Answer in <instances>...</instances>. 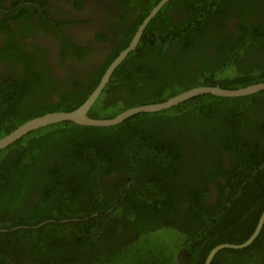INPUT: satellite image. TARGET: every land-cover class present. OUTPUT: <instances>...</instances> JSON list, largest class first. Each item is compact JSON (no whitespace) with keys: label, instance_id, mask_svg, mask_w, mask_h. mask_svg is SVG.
Masks as SVG:
<instances>
[{"label":"trees","instance_id":"obj_1","mask_svg":"<svg viewBox=\"0 0 264 264\" xmlns=\"http://www.w3.org/2000/svg\"><path fill=\"white\" fill-rule=\"evenodd\" d=\"M138 1L128 2L137 8ZM158 1L140 11L139 24ZM172 9L190 16L174 23ZM234 17L238 34L232 36L226 21ZM145 33L143 46L112 74L91 118H113L198 85L237 89L264 82V0H170ZM130 37L80 87L86 94H59L55 103L33 106L26 100L34 94H19L35 90L29 83L37 82L26 64L23 81L0 85L6 93L0 94V138L27 120L81 105ZM228 69L238 73L227 76ZM192 145L200 152L188 159ZM224 153L231 157L230 173L220 169ZM203 164L208 178L227 181L216 185L221 193L234 190L221 199L230 201L231 215L215 227L209 213L203 230L180 234L176 243L161 218L185 192L191 197L189 187ZM263 210L264 91L238 98L201 95L112 127L61 122L0 151V264H177L178 246L186 248L184 264H203L213 247L247 240ZM210 264H264V225L248 247L223 249Z\"/></svg>","mask_w":264,"mask_h":264},{"label":"flooded vegetation","instance_id":"obj_2","mask_svg":"<svg viewBox=\"0 0 264 264\" xmlns=\"http://www.w3.org/2000/svg\"><path fill=\"white\" fill-rule=\"evenodd\" d=\"M128 1L0 0V50H2V53L0 52V85L4 84L7 88H12L11 86L19 84L16 80L22 78L23 81L26 64H29L37 72L36 84L29 83L35 86V90L20 93L15 91L16 94H34L26 100L29 105L55 103L59 99V94H86V90L80 87L87 86L88 82L95 78L99 68L105 64L113 51L125 44L124 38H128L129 34L131 37L127 43L130 42L140 25L138 23L140 11L147 9L151 5L150 2L154 0H139L137 8ZM169 13V18L174 23H181L190 16V12H180L176 9H172ZM234 18L226 21L228 32L232 36L238 34L233 25L238 24L239 21ZM154 26L155 36H158L160 24L157 23ZM8 29L11 30V35ZM213 29L220 31L221 28L213 26ZM145 38L144 30L136 48L143 46ZM17 42H20L22 46H18ZM173 48L176 46L174 45ZM259 59L264 63V55ZM9 79H13L14 83L8 84ZM76 84H78L77 87ZM123 95L127 96V94ZM193 150L200 152L193 145L189 146V152L185 155L188 159L190 156L198 157L192 155ZM219 159L220 169L223 172H232L229 154L224 153ZM207 168L208 166H203L198 178L193 180L189 187L191 197H187L185 192L180 198L181 202L172 203L170 212L163 214L164 220L161 218L163 226L166 221L170 223L174 230V232L170 231V236L176 243L180 234L186 235L199 228L203 230L204 222L207 220L203 217L209 213H214L216 217L215 227L228 223L231 204L228 198L223 201L221 199L228 193H233L234 190L227 189L221 193L216 185H226L227 181L224 178H208L205 175ZM111 175L118 177V174L114 172ZM110 179L111 177L107 178L108 182L111 181ZM220 210L223 213H220ZM185 252L186 248L178 246L175 252L177 264L185 263L183 260Z\"/></svg>","mask_w":264,"mask_h":264},{"label":"water","instance_id":"obj_3","mask_svg":"<svg viewBox=\"0 0 264 264\" xmlns=\"http://www.w3.org/2000/svg\"><path fill=\"white\" fill-rule=\"evenodd\" d=\"M170 0H159L149 11V13L142 20L138 26L135 34L128 43L127 47L121 50L117 56L109 63L108 67L105 69L103 75L101 76L98 84L95 86L91 94L84 100V102L79 105L74 110L70 111H58L46 113L40 117L32 118L16 127L13 131L7 135L0 138V151L7 148L15 141L19 140L26 134L35 131L37 129L61 123V122H71L79 126H89V127H112L116 126L133 116L140 113H156L163 110L170 109L176 105H179L189 99H192L201 95H211L219 98H238L257 94L264 91V82L251 84L248 86L240 87L237 89H228L220 86H197L190 88L180 94L175 95L168 100L161 103L145 104L133 106L125 109L124 111L118 113L113 118L109 119H94L88 115L89 110L94 105L98 99L100 93L105 88L106 84L109 82L112 74L117 69V67L125 60V58L135 50L137 43L147 27L150 21L158 14V12L163 8V6ZM96 215V214H94ZM264 225V210L261 213L258 222L247 240L239 244H220L214 247L207 255L204 264H210L215 257V255L223 249H234L239 250L248 247L260 234Z\"/></svg>","mask_w":264,"mask_h":264},{"label":"rangeland","instance_id":"obj_4","mask_svg":"<svg viewBox=\"0 0 264 264\" xmlns=\"http://www.w3.org/2000/svg\"><path fill=\"white\" fill-rule=\"evenodd\" d=\"M203 60H198V59H195L193 62L195 63H199V62H202ZM235 73H238L236 69H228L227 71V76L230 75V74H235Z\"/></svg>","mask_w":264,"mask_h":264},{"label":"clouds","instance_id":"obj_5","mask_svg":"<svg viewBox=\"0 0 264 264\" xmlns=\"http://www.w3.org/2000/svg\"><path fill=\"white\" fill-rule=\"evenodd\" d=\"M219 245H220V244H219ZM213 248H214V247H213ZM213 248H212V249H213ZM212 249H211V250H212ZM211 250H210V251H211ZM210 251H209V252H210ZM209 252H208V253H209Z\"/></svg>","mask_w":264,"mask_h":264}]
</instances>
